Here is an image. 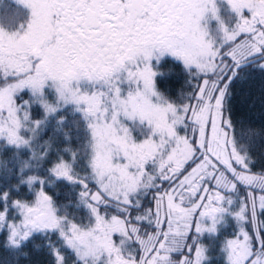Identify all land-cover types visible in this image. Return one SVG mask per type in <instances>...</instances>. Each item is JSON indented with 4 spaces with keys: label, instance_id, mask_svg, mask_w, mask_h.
I'll return each mask as SVG.
<instances>
[{
    "label": "snow or ice",
    "instance_id": "snow-or-ice-1",
    "mask_svg": "<svg viewBox=\"0 0 264 264\" xmlns=\"http://www.w3.org/2000/svg\"><path fill=\"white\" fill-rule=\"evenodd\" d=\"M256 75L264 0H0V264H264Z\"/></svg>",
    "mask_w": 264,
    "mask_h": 264
},
{
    "label": "trees",
    "instance_id": "trees-1",
    "mask_svg": "<svg viewBox=\"0 0 264 264\" xmlns=\"http://www.w3.org/2000/svg\"><path fill=\"white\" fill-rule=\"evenodd\" d=\"M160 70L164 72L172 71L173 74L164 82L163 86L171 87L175 91L180 83V68L169 59L163 63ZM231 104L235 117L244 118L257 130L264 128V78L256 75L247 82H237L233 87ZM50 134V132H47L44 138L46 139L47 135ZM73 147H76L75 143ZM67 191V186L54 190L58 202H64ZM44 259L45 255L43 252L33 253L31 257L32 264H38ZM21 264H28V262L21 260ZM215 264H222V261L217 259Z\"/></svg>",
    "mask_w": 264,
    "mask_h": 264
}]
</instances>
